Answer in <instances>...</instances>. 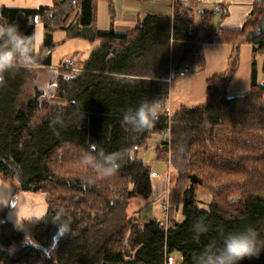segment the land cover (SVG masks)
<instances>
[{"label": "trees", "instance_id": "trees-1", "mask_svg": "<svg viewBox=\"0 0 264 264\" xmlns=\"http://www.w3.org/2000/svg\"><path fill=\"white\" fill-rule=\"evenodd\" d=\"M101 2L109 4L113 22L112 0L0 8V23L17 25L34 44L35 26L43 23L36 64H44L41 51L59 44L53 39L57 30L69 38L100 41L78 75H58L50 92L30 87L27 93L30 68L5 73L0 175L17 190L46 193L48 211L42 219L18 225L7 219L6 210L0 211V264H173L175 252L180 264H194L193 257L210 241L221 244V233L251 226L264 240V81L253 69L250 90L227 96L237 51L226 73L207 80L202 104L183 106L171 120L161 113L150 130L134 132L121 123L124 110L145 98L163 107L168 80L184 63L205 65L200 27L212 29L220 5L201 10L197 24L194 10L177 1L172 13L148 14L132 31L119 33L97 28ZM218 40L252 43L264 56V0L254 4L241 28L223 29ZM58 116L63 126H55L56 134L49 125ZM166 130L171 133V162L182 165L177 179L189 183L179 198L182 218L167 227L156 219L142 222L128 211L134 198L152 197V170L139 151ZM91 145L105 153L123 150L115 175L102 177L80 163ZM158 152L166 158V152ZM200 188L211 195L208 203L199 199ZM197 220L208 228L198 237L192 230ZM238 264H264V251Z\"/></svg>", "mask_w": 264, "mask_h": 264}, {"label": "crops", "instance_id": "crops-1", "mask_svg": "<svg viewBox=\"0 0 264 264\" xmlns=\"http://www.w3.org/2000/svg\"><path fill=\"white\" fill-rule=\"evenodd\" d=\"M261 0H184L183 3L191 7L195 12V21L200 24L199 13L201 10H212L219 4V10L215 16L211 30L200 27V36L205 53V65L203 67L191 65V69L184 75L174 73L169 81V97L163 107H158L159 114L169 112L171 117L183 106L193 107L202 104L206 100L207 80L216 74L226 73L231 64V58L235 51L237 55V66L231 82L226 87L227 96H238L246 94L251 87L253 69L260 82L264 81L263 62L264 56L255 50L252 43H228L218 39L225 28L235 30L242 27L244 22L250 17L255 3ZM114 7V19L110 17L109 4L107 12L109 22L101 25L99 14L100 4L98 5L97 28L114 29L119 33L132 31L148 14H170L172 13V0H112ZM53 0H0L1 7H17L36 9L43 6H51ZM224 5V8H223ZM170 9V10H169ZM104 25H106L104 27ZM101 26V27H100ZM55 42L59 44L51 51L44 49L40 52L39 60L44 64H35L30 67L31 73H36L37 79L32 80L41 90L48 89L51 83L55 82L59 69L68 59H74L78 67L90 57L92 51L100 44L99 40L91 41L82 37H67L64 30H57L53 35ZM44 41V26L38 22L35 26V48L40 51ZM47 63V64H46ZM29 83V87H31ZM33 84V85H34ZM161 133L155 134L149 140L146 150L139 151V157L151 167L153 194L148 200L134 198L129 205V214L142 222L150 219L166 220L168 226L182 218L181 204L179 203L180 192L178 179L171 182L167 181V175L172 171L166 167V163L174 169L168 151L161 149L163 141ZM159 150L166 152L167 156L163 159ZM163 171V173H162ZM175 176V175H174ZM178 177V176H175ZM169 184L172 189V198L169 195L170 209L168 218L162 208V203L166 197L165 188ZM187 186V185H186ZM185 186V187H186ZM180 189V187L178 188ZM185 189V188H184ZM183 188L181 189L182 194ZM166 195V194H165ZM178 197L177 200L174 197ZM211 200V199H210ZM209 200V201H210ZM209 201H203L208 203ZM7 211V219L14 225L20 224L26 219H42L48 211L46 193L17 190L15 186L6 182L0 175V211Z\"/></svg>", "mask_w": 264, "mask_h": 264}, {"label": "clouds", "instance_id": "clouds-1", "mask_svg": "<svg viewBox=\"0 0 264 264\" xmlns=\"http://www.w3.org/2000/svg\"><path fill=\"white\" fill-rule=\"evenodd\" d=\"M36 63L33 38L23 34L17 25L0 23V86L5 83V73L18 68H30ZM158 107V100H141L138 107H128L124 110L122 126L134 132L152 129L159 119ZM57 124L63 126V120L59 116L50 121L49 126L54 133ZM123 159V150L105 153L102 148L97 150L91 145L89 151L82 153L80 163L102 177H111L119 171ZM91 182L89 180L86 183ZM192 230L198 237L206 233L208 228L202 220H197ZM221 237L220 245L215 240L205 245L199 254L193 257L194 264H238L245 258L259 257L264 251V240L259 238L257 229L251 226L242 231L221 233Z\"/></svg>", "mask_w": 264, "mask_h": 264}, {"label": "rangeland", "instance_id": "rangeland-1", "mask_svg": "<svg viewBox=\"0 0 264 264\" xmlns=\"http://www.w3.org/2000/svg\"><path fill=\"white\" fill-rule=\"evenodd\" d=\"M223 8H224V5H223ZM170 10V9H169ZM99 14H100V17H101V25H103V23L104 24H106L107 25V23L109 22V16H108V12H107V4L105 3V2H103V3H101L100 4V11H99ZM106 25H104V27L106 26ZM101 27V26H100ZM100 30H104V29H100ZM106 30H108V29H106ZM61 72V75H63V71L61 70L60 71ZM173 76H171V78H172ZM35 79H37V76H36V73L33 71L32 73H31V70H30V75L28 76V78H25V82H27V84H29V83H31L32 82V80H34L35 81ZM34 81L32 82V84H31V88L33 89L34 87H38V86H36L37 84H36V82H35V84H34ZM34 84V85H33ZM39 88V87H38ZM40 89V88H39ZM53 89V87H48V89H45V91L46 92H50L51 90ZM32 92V90L30 89V87L28 88V92L27 93H31ZM162 135V134H161ZM171 156V155H170ZM170 167V171H172V174H171V180H170V182H171V185L174 183V180L175 179H177V177H175V176H178L181 172H182V169H181V166L182 165H179V166H177V165H175L174 166V169H172L171 168V166L169 165V164H167L166 163V167ZM162 173H163V171H162ZM175 175V176H174ZM178 183H179V186L177 187V188H175V189H177V191L178 192H180L181 193V189L183 188H185V186L186 185H188L189 183H188V179L187 178H185V177H183L182 178V180H180V181H178ZM180 187V189H178ZM174 191V190H173ZM173 191H172V189H170V193H169V195H170V198H172V193H173ZM180 193L178 194L179 196H180ZM164 196L166 197V195L164 194ZM176 200H177V198L178 197H174ZM199 199H201L202 201H209L210 199H211V195L206 191V190H204V189H199ZM231 199H237V197H232ZM173 264H180V262H181V255H180V253L179 252H175L174 253V255H173Z\"/></svg>", "mask_w": 264, "mask_h": 264}, {"label": "built area", "instance_id": "built-area-1", "mask_svg": "<svg viewBox=\"0 0 264 264\" xmlns=\"http://www.w3.org/2000/svg\"><path fill=\"white\" fill-rule=\"evenodd\" d=\"M177 1L183 2L184 0H172V5H174V3ZM59 69L62 70L64 72L63 74L70 79H74L78 75V73L82 70L81 67H78L76 65V62L74 59H69V60L65 61L62 65H60ZM190 69H191V64L189 62H186L180 67V69L178 70V74L184 75ZM170 79H171V77L169 78V80ZM165 115H167L171 120L172 117H171L169 112H165ZM161 134H162L163 139H164L160 145L161 149L171 153V133H170V131L166 130V131H163ZM167 181L170 182V176L169 175H167ZM168 187H169V184H167V186L165 188L166 199L162 203V208L166 212V218H168V212L170 209V204H169L170 190ZM159 222L162 225H165L166 227L168 226L167 219L166 220H159Z\"/></svg>", "mask_w": 264, "mask_h": 264}, {"label": "water", "instance_id": "water-1", "mask_svg": "<svg viewBox=\"0 0 264 264\" xmlns=\"http://www.w3.org/2000/svg\"><path fill=\"white\" fill-rule=\"evenodd\" d=\"M66 78H68V77L66 76Z\"/></svg>", "mask_w": 264, "mask_h": 264}]
</instances>
